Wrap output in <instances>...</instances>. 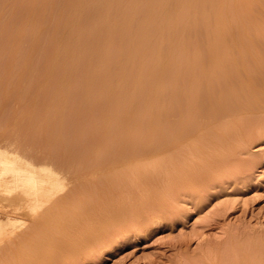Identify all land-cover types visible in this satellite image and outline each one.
<instances>
[{
    "label": "rangeland",
    "instance_id": "374dc122",
    "mask_svg": "<svg viewBox=\"0 0 264 264\" xmlns=\"http://www.w3.org/2000/svg\"><path fill=\"white\" fill-rule=\"evenodd\" d=\"M83 1L79 0L76 4V0H0V151L20 164L23 159L30 160L35 165L34 169H38L36 173L50 167L46 170L47 176L44 172L40 174L47 177V182L51 180L44 183V188H54L57 192L51 193L52 190L46 188L45 193H51L50 201L35 215L27 207H24L26 210L23 207L14 209V204L19 202L15 199L21 194L18 190L9 195L0 190V224L4 226L9 222L23 221L15 236L0 243V248L4 247L0 249V262L264 264V0H216L217 10L210 14L209 24L219 22L224 32L217 34L219 44L215 49L208 46L211 34L207 33L208 28L200 18L194 21L190 30L174 28L172 35L171 32H164L158 37L154 28L157 31L162 29L165 16L163 12L158 13L157 3L153 5L157 0H151L152 4L150 0H132L136 3L109 0L112 6L107 0ZM107 3L109 7L105 6H108ZM139 8L143 12H139ZM107 12L108 17H105ZM122 19L124 23L128 19L127 27ZM109 26H112L111 29ZM140 37L142 41H138ZM169 40L171 43L167 42ZM108 41L111 45L107 46ZM135 42H140L137 43L139 47L134 46ZM57 43L60 46L58 50ZM132 47L136 48V52ZM135 54L139 55V59ZM119 56L120 59L125 58L120 60ZM141 56L143 60H140ZM219 58L229 62L222 66L221 60L216 61ZM115 59L118 63L112 62ZM125 59L126 63L133 64L129 66L127 63L126 66L122 62ZM150 68L154 73L163 72L162 76L157 73V79H150ZM98 70L101 71L96 73ZM204 70L212 72L210 82L203 79ZM190 73L196 80L194 86L187 88L189 80L184 77V81L181 76ZM143 77L146 79L143 80ZM220 80L225 81V85L219 84V88L217 82L220 83ZM135 81L140 83V87L135 85ZM109 83L117 84V89ZM138 87L141 93L134 95ZM222 89L224 93L220 94ZM225 90L229 91V96ZM193 94L194 102L189 98ZM225 94L228 99L223 97ZM151 98L157 105H152V109L148 106ZM163 108L169 111L168 115L164 116L167 111L163 113ZM115 123L118 124L115 126ZM129 131L131 133L127 135ZM123 132H128V137L125 134L122 136ZM17 157L21 160L17 161ZM50 170H54V175ZM51 176L59 178L54 177L59 188L58 182H61L63 190L56 189ZM105 203H108L107 206ZM99 204L102 205L101 210ZM83 207L87 214L83 211L85 215H80ZM111 215L116 219L109 218ZM99 232V239L102 237L101 240L97 238L98 244L91 242V245L80 249L83 251L81 254L79 250H71L61 244L65 240L77 249L83 242L81 239H92ZM54 241L59 243L64 254L59 252L61 249ZM54 243L56 245L49 246ZM73 256H76L75 261Z\"/></svg>",
    "mask_w": 264,
    "mask_h": 264
},
{
    "label": "bare ground",
    "instance_id": "6f19581e",
    "mask_svg": "<svg viewBox=\"0 0 264 264\" xmlns=\"http://www.w3.org/2000/svg\"><path fill=\"white\" fill-rule=\"evenodd\" d=\"M77 1H79V0H76V4H77ZM81 1H83V0H81ZM85 1V0H84ZM83 1V2H84ZM87 1H90V0H87ZM92 1V0H91ZM115 1V0H114ZM130 1V0H129ZM132 1V0H131ZM137 1V0H136ZM136 1L135 2H133V3H136ZM141 1V0H140ZM86 2V1H85ZM107 2H109V0H107ZM128 2V1H127ZM46 3V2H45ZM75 3V2H74ZM91 3V2H90ZM148 3H149V1H148ZM147 3V4H148ZM150 3H151V0H150ZM155 3H157L156 5H155ZM30 4V3H29ZM73 4V3H72ZM82 4V3H81ZM86 4V3H85ZM84 4V5H85ZM108 4V3H107ZM109 4H110V2H109ZM109 4H108V6L107 5H105L106 7H109ZM130 4V3H129ZM152 4V3H151ZM215 4H216V0H157V1H155L154 3H153V5H155V6H157V11H158V13H160V12H163L164 13V16H165V23H164V25H163V27H162V29H160L159 31H157L155 28H154V30H155V34L158 36V37H160V36H162V34L164 33V32H171V34L170 33H168V34H170V35H172V32H173V30H174V28L176 29V28H182V29H184L185 31L186 30H190L192 27V24L193 23H195L194 21H196V19L198 18H200V19H202V21L204 22V24L206 25L205 27H207L208 28V32L207 33H210L211 35H210V40H208L209 41V43H208V46L209 47H212V46H214V49H215V47L217 46L218 47V42H217V40L218 39H216V37H217V34L218 33H222V32H224V27H222L223 25L222 24H220L219 22H214L212 25H210L209 24V18H211L210 17V14L211 13H213V11L214 10H217L216 8H215ZM32 5V4H31ZM61 5V4H60ZM83 5V4H82ZM81 5V6H82ZM93 5V4H92ZM111 5V4H110ZM128 5V4H127ZM140 5V4H139ZM43 6V5H42ZM72 6V5H71ZM75 6V5H74ZM86 7H87V4L85 5ZM103 6V5H102ZM112 6V5H111ZM121 6H123V5H121ZM126 6V5H125ZM124 6V7H125ZM133 7H134V4L132 5ZM146 6V5H145ZM31 7V6H30ZM76 7V6H75ZM74 7V8H75ZM1 8V7H0ZM42 8V7H41ZM112 8V7H111ZM142 8V7H141ZM32 9V8H31ZM85 9V8H84ZM106 9V8H105ZM121 9H124V8H120V10ZM127 9H129V8H127ZM133 9V8H132ZM134 9H135V7H134ZM137 9V8H136ZM59 10H61V9H59ZM125 10V9H124ZM130 10V9H129ZM129 10H127L128 12H129ZM139 10H140V8H139ZM144 10V9H143ZM148 10V9H147ZM155 10V9H154ZM153 10V11H154ZM32 11V10H31ZM31 11H29V12H31ZM34 11V10H33ZM43 11V10H42ZM69 11V10H68ZM126 11V10H125ZM142 10H140L139 12H141ZM26 12V11H25ZM93 12V11H92ZM91 12V13H92ZM108 12H110V11H108ZM108 12H107V16H105V17H108ZM136 12H138V11H136ZM143 12V11H142ZM146 12V11H145ZM148 12V11H147ZM66 13V12H65ZM89 13V12H88ZM113 13H114V11H113ZM112 13V14H113ZM124 13V12H123ZM154 13H155V11H154ZM58 14V13H57ZM73 14V13H72ZM71 14V15H72ZM105 14V13H104ZM116 14V13H115ZM121 14V13H120ZM119 14V15H120ZM129 14V13H128ZM133 14V13H132ZM136 14V13H135ZM66 15V14H65ZM74 15V14H73ZM110 15V14H109ZM124 16L126 15V14H123ZM137 15V14H136ZM138 15H139V13H138ZM212 15V14H211ZM57 16V15H56ZM86 16V15H85ZM121 16V15H120ZM128 16V15H127ZM24 17V16H23ZM66 17V16H65ZM84 17V16H83ZM89 17V16H88ZM133 17V16H132ZM50 18V17H49ZM48 18V19H49ZM86 18V17H85ZM84 18V19H85ZM118 18H119V16H118ZM121 18V17H120ZM129 18V17H128ZM134 18V17H133ZM117 19V18H116ZM128 19H126V22H128L127 21ZM132 20V19H131ZM93 21H95L94 19H93ZM109 21V20H108ZM115 21V20H114ZM117 21V20H116ZM122 23H124V20L122 19ZM32 22V21H31ZM51 22V21H50ZM121 22V21H120ZM125 22V23H126ZM129 22H130V20H129ZM199 22V21H198ZM55 23V22H54ZM96 23V22H95ZM99 23V22H98ZM102 23V22H101ZM100 23V24H101ZM112 23V22H111ZM124 23V24H125ZM202 23V22H201ZM114 24V23H113ZM119 24V23H118ZM118 24H117V26H118ZM140 24V23H139ZM227 24V23H226ZM108 25V24H107ZM115 25H116V23H115ZM131 25V24H130ZM199 25V24H198ZM228 25V24H227ZM52 26V25H51ZM104 26V25H103ZM121 26V25H120ZM120 26H119V28H120ZM204 26V25H203ZM221 26V27H220ZM232 26V25H231ZM53 27V26H52ZM94 27H95V25H94ZM111 27L112 26H109V28L111 29ZM125 27H127V23H126V26ZM131 28H132V26H130ZM134 27V26H133ZM149 27H152V26H149ZM149 27H147V28H149ZM199 27V26H198ZM59 28V27H58ZM103 28V27H102ZM106 28V27H105ZM196 28V27H195ZM94 29V28H93ZM92 29V30H93ZM95 29H96V27H95ZM104 29V28H103ZM109 29V30H110ZM122 29V28H121ZM128 29V28H127ZM204 30H206V28H203ZM242 29V28H241ZM98 30V29H97ZM99 30H100V28H99ZM119 30V29H118ZM149 30H150V28H149ZM148 30V31H149ZM202 30V29H201ZM203 30V31H204ZM112 31V30H111ZM120 31H122V30H120ZM143 31V30H142ZM145 31H147V30H145ZM194 31V30H193ZM199 31V30H198ZM240 31V30H239ZM96 32V31H95ZM100 32H102V30H100ZM115 32V31H114ZM191 33H192V30L190 31ZM195 32V31H194ZM110 33V35H111V32H109ZM121 33H123V31L121 32ZM154 33V32H153ZM187 33H188V31H187ZM200 33V32H199ZM199 33H197V34H199ZM203 33V32H202ZM226 33V32H225ZM230 33V32H229ZM228 33V34H229ZM10 34V33H9ZM56 34V33H55ZM91 34H93V33H91ZM117 34V33H116ZM115 34V35H116ZM123 34H125V33H123ZM139 34V33H138ZM143 34V33H142ZM94 35V34H93ZM92 35V36H93ZM127 35V34H126ZM125 35V36H126ZM134 35V34H133ZM141 35V34H140ZM189 35H191L192 37H193V35L192 34H190L189 33ZM195 35V34H194ZM200 35H202V34H200ZM209 35V34H208ZM226 35V34H225ZM31 36V35H30ZM100 36H101V34H100ZM144 36V35H143ZM148 36V35H147ZM150 36V35H149ZM157 36H156V38H157ZM55 37V36H54ZM110 37V36H109ZM134 37V36H133ZM142 37V36H141ZM138 38V41H140V39H141V41H142V38ZM164 37V36H163ZM207 37V36H206ZM219 37V36H218ZM13 38V37H12ZM99 38V37H98ZM129 38H132V36L131 37H129ZM128 38V39H129ZM147 38V37H146ZM155 38V37H154ZM166 38V37H165ZM191 38V37H190ZM189 38V39H190ZM201 38V37H200ZM205 38V37H204ZM208 38V37H207ZM9 39V38H8ZM51 39V38H50ZM55 39V38H54ZM95 39V38H94ZM101 39V38H100ZM99 39V40H100ZM110 39V38H109ZM147 39H150V40H153V39H151V38H147ZM160 39V38H159ZM164 39V38H163ZM168 39H170V36H169V38ZM105 40H108V39H105ZM131 40V39H130ZM133 40V39H132ZM134 40H135V38H134ZM157 40V39H156ZM188 40V39H187ZM194 40V39H193ZM92 41L94 42V40L92 39ZM92 41H90L91 42V44H92ZM96 41V40H95ZM112 41V40H111ZM110 41V42H111ZM127 41V40H126ZM125 41V42H126ZM136 41H137V39H136ZM162 41V40H161ZM219 41V40H218ZM34 42V41H33ZM97 42H98V40H97ZM106 42V41H105ZM129 42H131V41H129ZM133 42V41H132ZM131 42V43H132ZM152 42V41H151ZM167 42H169V43H171V41L169 40V41H167ZM189 42V41H188ZM193 42V41H192ZM204 42V41H203ZM51 43V42H50ZM49 43V44H50ZM95 43V42H94ZM99 43V42H98ZM120 43V42H119ZM124 43V42H123ZM136 44H134V46L135 47H139V45H137V43H140V42H135ZM160 43V42H159ZM218 43V44H217ZM48 44V43H47ZM55 44H56V42H55ZM101 44V43H100ZM106 44V43H105ZM116 44V43H115ZM145 44V43H144ZM152 44H154V42H152ZM195 44V43H194ZM193 44V45H194ZM202 44V43H201ZM224 44V43H223ZM38 45V44H37ZM57 45H58V43H57ZM63 45H64V43H63ZM98 45V44H97ZM104 45V44H103ZM108 45H111V44H109V41H108V44H107V46ZM123 45H125V43L123 44ZM191 45H192V43H191ZM204 45H207V44H204ZM222 45V44H221ZM33 46V45H32ZM68 46V45H67ZM99 46V45H98ZM104 46H106V45H104ZM113 46V45H112ZM121 46V45H120ZM57 47H59V48H56L57 50L58 49H60V46L58 45ZM81 47V46H80ZM92 47H95V46H92ZM91 47V49H93ZM110 47V46H109ZM114 47H116V46H114ZM118 47V46H117ZM129 47H130V44H129ZM134 47V48H135ZM140 47H142V45L140 46ZM144 47H145V45H144ZM222 47V46H221ZM51 48V47H50ZM53 48H55V47H53ZM104 48V47H103ZM111 48V47H110ZM119 48V47H118ZM122 48H123V46H122ZM133 47H132V49H134ZM198 48H199V46H198ZM63 49H64V47H63ZM86 49V48H85ZM95 49V48H94ZM93 49V50H94ZM125 49V48H124ZM124 49H123V51H124ZM142 49H143V47H142ZM151 49V48H150ZM213 49V48H212ZM81 50V49H80ZM89 50V49H88ZM98 50V49H97ZM99 50H100V48H99ZM107 50V49H106ZM113 50V49H112ZM115 50V49H114ZM119 50V49H118ZM117 50V51H118ZM126 50H127V48H126ZM129 50H130V48H129ZM128 50V51H129ZM136 50V48L134 49V51ZM140 50V49H139ZM152 50V49H151ZM151 50H148L149 52L151 51ZM54 51V50H53ZM53 51H51V52H53ZM92 51V50H91ZM122 51V52H123ZM133 51V52H134ZM145 51V49L143 50V52ZM147 51V52H148ZM222 51V50H221ZM44 52V51H43ZM56 52V51H55ZM55 52H54V54H55ZM63 52H64V50H63ZM100 52V51H99ZM103 52V51H102ZM119 52V51H118ZM121 52V53H122ZM133 52H131L130 51V54L131 53H133ZM136 52V51H135ZM139 52V51H138ZM101 53V52H100ZM124 53H126V52H124ZM209 53H211V52H209ZM214 53V52H213ZM23 54V53H22ZM57 54V53H56ZM55 54V55H56ZM58 54H59V51H58ZM63 54V53H62ZM95 54V53H94ZM97 54H98V51H97ZM106 54H109L108 52L106 53ZM116 54H117V52H116ZM128 54V53H127ZM134 54V53H133ZM146 54V53H145ZM144 54V55H145ZM150 54V53H149ZM46 55V54H45ZM61 55V54H60ZM110 55V54H109ZM118 55V54H117ZM120 55V54H119ZM122 55V54H121ZM140 55H141V51H140ZM143 55V56H144ZM199 55V54H198ZM57 56V55H56ZM116 56V55H115ZM135 56L138 58V56L135 54ZM24 57V56H23ZM44 57V56H43ZM108 57V56H107ZM122 57V56H121ZM127 57V56H126ZM217 57H218V54H217ZM262 57V56H261ZM47 58V57H46ZM60 58V57H59ZM115 58H117V57H115ZM122 58H125L124 56L122 57ZM120 59V56H119V59L120 60H123V59ZM146 58V57H145ZM150 58H151V56H150ZM149 58V59H150ZM221 58V57H220ZM218 59V60H216L217 62L219 61V60H221V59ZM223 58V57H222ZM228 58V57H227ZM57 59V58H56ZM102 59H105L103 56H102ZM112 59V58H111ZM139 59V58H138ZM142 59V56H141V58H140V60ZM229 59V58H228ZM58 60V59H57ZM128 60V59H127ZM134 60V64H135V59H133ZM133 60H131V61H133ZM143 60V59H142ZM51 61H53V60H50V62ZM111 61V60H110ZM257 61H258V59H257ZM261 61V60H260ZM49 62V63H50ZM101 62H103V64H104V62L105 61H101ZM107 62H108V60H107ZM107 62H105V63H107ZM112 62H116V63H118V60L116 61V59H115V61H112ZM112 62H110V64H108V66L109 65H111V63ZM122 62H125V64H126V66H127V63H128V61H127V63H126V59H125V61H122ZM139 62V61H138ZM137 62V63H138ZM199 62V61H198ZM215 62V61H214ZM227 62H229V60H227V59H223V60H221V62H220V64H223L222 66H224V63H227ZM259 62V61H258ZM264 62V61H263ZM34 63V62H33ZM48 63V62H47ZM53 63V62H52ZM120 63V62H119ZM132 62H130V63H128L129 64V66H131L130 64H131ZM172 62H170V64H171ZM200 63V62H199ZM15 64V63H14ZM39 64V63H38ZM59 64V63H58ZM103 64H101V65H103ZM121 64V63H120ZM120 64H119V66H120ZM133 64V63H132ZM257 64V63H256ZM50 65V64H49ZM100 65V66H101ZM123 65V64H122ZM215 65H216V63H215ZM214 65V66H215ZM225 65H227V64H225ZM228 65H229V63H228ZM261 65V64H260ZM48 66V65H47ZM97 66V65H96ZM116 66H118V65H116ZM125 66V65H124ZM133 66V65H132ZM219 66H221V65H219ZM221 66V68H223ZM264 66V65H263ZM19 67V66H18ZM101 67H104V66H101ZM121 67V66H120ZM134 67H135V65H134ZM217 68H218V70L219 69H221V68H219L218 66H216ZM215 67V68H216ZM226 67V66H225ZM225 67H224V70H225ZM229 67V66H228ZM46 68V67H45ZM109 68V67H108ZM132 68V67H131ZM131 68H129V69H131ZM256 68V67H255ZM264 68V67H263ZM21 69V68H20ZM30 69V68H29ZM49 69V68H48ZM74 69V68H73ZM97 69H98V67H97ZM118 69V68H117ZM116 69V70H117ZM122 69H123V67H122ZM122 69H120L119 68V70H122ZM126 69H127V67H126ZM126 69H124V70H126ZM134 69V68H133ZM149 69V67L146 69V70H148ZM206 69V68H205ZM212 69V68H211ZM226 69H229V68H227L226 67ZM261 69V68H260ZM24 70V69H23ZM95 70V69H94ZM115 70V73L118 71H116ZM162 70H164V69H161V71ZM213 70V69H212ZM211 70V71H212ZM262 70V69H261ZM56 71V70H55ZM64 71V70H63ZM66 71V70H65ZM75 71V70H74ZM101 70H98L96 73H98V72H100ZM107 71V70H106ZM159 71H160V69H159ZM188 71V70H187ZM190 71V70H189ZM199 71H200V69H199ZM249 71V70H248ZM248 71H247V73H248ZM263 71V70H262ZM90 72V71H89ZM95 72V71H94ZM110 72V71H109ZM123 72V71H122ZM131 72H132V70H131ZM149 72V71H148ZM155 71L152 69V68H150V79H152V78H156V76H158V74H160V72L158 73L157 71V73H154ZM191 72V71H190ZM195 72H196V70H195ZM194 72V73H195ZM201 72V71H200ZM214 72H215V70H214ZM222 72V71H221ZM230 72V71H229ZM70 73H71V71H70ZM119 73V72H118ZM128 73V72H127ZM147 73V72H146ZM146 73H144V75L146 74ZM163 73V72H162ZM161 73V74H162ZM185 73V72H184ZM217 73V72H216ZM223 73H225V72H223ZM226 73H227V71H226ZM231 73V72H230ZM257 73V72H256ZM264 73V72H263ZM64 75H66V73H63ZM93 74V73H92ZM103 74V73H102ZM120 74V73H119ZM126 74V73H125ZM132 74V73H131ZM131 74H128L129 76L131 75ZM134 74V73H133ZM142 74V73H141ZM140 74V75H141ZM148 74V73H147ZM157 74V75H156ZM160 74V75H161ZM171 74V73H170ZM219 74V73H218ZM218 74H216V75H218ZM250 74H252V72L250 73ZM68 75V74H67ZM109 75V74H108ZM122 75H123V73H122ZM164 75V74H163ZM215 75V76H216ZM261 75H263V74H261ZM57 76V75H56ZM101 76V75H100ZM117 76H120V75H117ZM124 76V75H123ZM129 76H128V81L130 80V78H129ZM135 75H133V77H134ZM141 76H143V75H141ZM141 76H140V79H139V81L141 80ZM162 76V75H161ZM168 76H169V74H168ZM168 76H166V77H168ZM198 76V75H197ZM219 76V75H218ZM231 76H232V74H231ZM264 76V75H263ZM10 77V76H9ZM61 77V76H60ZM64 77V76H63ZM63 77H62V79H63ZM88 77V76H87ZM91 77V76H90ZM93 77V76H92ZM102 77V76H101ZM114 77V76H113ZM121 77V76H120ZM137 77H138V75H137ZM144 77H146V76H144ZM144 77H143V80H145L144 79ZM170 77V76H169ZM168 77V78H169ZM171 77H172V75H171ZM187 78L188 80H189V82L187 81V83L186 82H184V83H186L187 84V88H189V87H191V86H194L193 84H194V80H196L195 79V77H194V75L193 74H189V75H186V74H183L182 76H181V79L182 80H184L185 78ZM201 77V76H200ZM199 77V78H200ZM202 77H203V79H205L206 80V82H208L209 80H210V78L212 77V72H210V71H203L202 72ZM214 77V76H213ZM220 77H221V75H220ZM218 78V79H221V78ZM224 77H226V76H224ZM224 77H222V78H224ZM229 77H230V74H229ZM13 78V77H12ZM66 78V77H65ZM69 78V77H68ZM105 78H107L106 77V75H105ZM115 78V80L117 79L116 78V76L114 77ZM127 78V77H126ZM158 78V77H157ZM156 78V79H157ZM227 78V77H226ZM254 78V77H253ZM259 78V77H258ZM28 79V78H27ZM36 79V78H35ZM52 79V78H51ZM71 79H72V77H71ZM74 79H77V78H74ZM95 79V78H94ZM103 79V78H102ZM120 79V78H119ZM118 79V80H119ZM123 78L121 77V80H122ZM135 79V78H134ZM164 79H166L165 78V76H164ZM172 79H174V78H170V80H172ZM214 79H216V78H214ZM249 80H250V78H248ZM63 80H65V79H63ZM99 80V79H98ZM112 80V79H111ZM127 80V79H126ZM136 80H138L137 78H136ZM168 80V79H167ZM221 80H223V79H221ZM220 80V81H221ZM253 80V79H252ZM30 81V80H29ZM62 81V80H61ZM92 81V80H91ZM103 81V80H102ZM101 81V82H102ZM117 81V80H116ZM132 81V80H131ZM185 81V80H184ZM197 81H199V80H197ZM215 81V80H214ZM98 82V81H97ZM114 82V81H113ZM136 83H135V85L136 86H139L138 85V83L139 82H137V81H135ZM167 82H169V81H167ZM210 82V81H209ZM218 82H219V80H218ZM217 82V87H219L220 88V85L219 84H221V85H225V84H223L225 81H221L220 83H218ZM253 83L255 82V80L254 81H252ZM96 83V82H95ZM100 83V82H99ZM107 83V82H106ZM112 83V82H111ZM111 83H109V86H115L116 87V89H117V84H111ZM115 83V82H114ZM121 83V82H120ZM125 83H126V81H125ZM124 83V84H125ZM129 83V82H128ZM145 83V82H144ZM158 83V82H157ZM157 83H155L156 84V86H157ZM174 83V82H173ZM183 83V82H182ZM197 83V82H196ZM199 83V82H198ZM204 83V82H203ZM212 83L213 84H215L213 81H212ZM262 83V82H261ZM12 84V83H11ZM54 84V83H53ZM58 84V83H57ZM59 84H60V81H59ZM140 84V83H139ZM172 84V83H171ZM251 84V83H250ZM259 84V83H258ZM134 84H133V86L136 88V86H135ZM182 85V84H181ZM261 85V84H260ZM99 86H100V84H99ZM125 86H126V84H125ZM128 86V85H127ZM156 86H154V87H156ZM170 86V85H169ZM214 86V85H213ZM114 87V88H115ZM129 87V86H128ZM140 87V86H139ZM139 87L136 89V90H138L139 89ZM172 87V86H171ZM176 87V86H175ZM184 87H185V85H184ZM215 88H217L216 87V85L214 86ZM252 87V86H251ZM257 87H258V85H257ZM120 88V87H119ZM133 88V87H132ZM173 88V87H172ZM204 88V87H203ZM203 88H202V90H203ZM206 88V87H205ZM208 89L210 88L209 86L207 87ZM222 88V87H221ZM256 88V87H255ZM128 89V88H127ZM142 89V88H141ZM154 89V88H153ZM182 89H184V88H182ZM197 88L195 87V90H196ZM232 89V88H231ZM48 90V89H47ZM115 90V89H114ZM120 90V89H119ZM123 90V89H122ZM130 90V89H129ZM158 90V89H157ZM156 90V91H157ZM187 90V89H186ZM233 90V89H232ZM256 90H258V89H256ZM143 91V90H142ZM175 91V90H174ZM200 91V90H199ZM206 91H207V89H206ZM211 91V90H210ZM210 91H209V93H210ZM213 91H215V90H213ZM226 91V93H227V95L229 96V91L227 92V90H225ZM48 92V91H47ZM99 92V91H98ZM131 92V91H130ZM193 92V90L191 91V93ZM195 92V91H194ZM212 92V91H211ZM216 92V91H215ZM224 93V89H222V91L220 92V94L221 93ZM51 93V92H50ZM103 93V92H102ZM118 93V92H117ZM129 93V92H128ZM133 93V92H132ZM131 93V94H132ZM138 93H141V90L139 91L138 90V92L137 93H135L134 95H137ZM155 95H156V93L155 92H153ZM201 93H202V91H201ZM232 93V92H231ZM119 94V93H118ZM131 94H130V96H131ZM175 94V93H174ZM185 94H187L186 92H185ZM213 94V93H212ZM211 94V95H212ZM55 95V94H54ZM99 95V94H98ZM104 95V94H103ZM133 95V94H132ZM134 95H133V97H134ZM155 95H153V96H155ZM189 95V94H188ZM238 95V94H237ZM256 95V94H255ZM88 96V95H87ZM118 96H120V95H118ZM129 96V97H130ZM158 96V95H157ZM200 96V95H199ZM203 96V95H202ZM226 97L227 98V96H226V94L225 95H223V97ZM231 97H232V94L230 95ZM243 96H245V95H243ZM63 97V96H62ZM85 97V96H84ZM126 97V96H125ZM128 97V96H127ZM137 97V96H136ZM177 97V96H176ZM175 97V98H176ZM205 97H207V96H205ZM212 97V96H211ZM220 97V96H219ZM88 98V97H87ZM98 98H100V97H98ZM154 98H156V96L154 97ZM184 98V97H183ZM188 98V97H187ZM186 97L184 98V99H187ZM190 101H192V102H194V100H195V97H194V94L193 95H190ZM200 98V97H199ZM217 98V97H216ZM237 98V97H236ZM118 99V98H117ZM122 99V98H121ZM120 99V100H121ZM130 99H131V97H130ZM170 99V98H169ZM181 99V98H180ZM223 99V98H222ZM228 99V98H227ZM233 99V98H232ZM235 99V98H234ZM241 99V98H240ZM85 100V99H84ZM177 100H178V98H177ZM189 100V99H188ZM197 100V99H196ZM218 100V99H217ZM169 101V100H168ZM175 101V100H174ZM219 101V100H218ZM223 101V100H222ZM231 101V100H230ZM234 101H238V100H234ZM157 102V101H156ZM172 102V101H171ZM227 101H225V103H226ZM88 103V102H87ZM100 103V102H99ZM118 103H119V101H118ZM158 103V102H157ZM173 103V102H172ZM175 104H177L176 103V101L174 102ZM101 104V103H100ZM161 104V103H160ZM170 104V103H169ZM187 104V103H186ZM227 104V103H226ZM229 104V103H228ZM233 104V103H232ZM125 105V104H124ZM150 105V109H152L153 107H152V105L153 106H155L154 105V103H153V98H151V100H150V102H149V104H148V106ZM168 105V104H167ZM172 106H173V104H171ZM170 105V106H171ZM192 105V104H191ZM194 105V104H193ZM192 105V106H193ZM113 106V105H112ZM157 106V105H156ZM155 106V107H156ZM190 106V105H189ZM196 106V105H195ZM89 107H90V105H89ZM174 107V106H173ZM177 107V106H176ZM232 107V106H231ZM80 108V107H79ZM118 108V107H117ZM178 108V107H177ZM180 108V107H179ZM187 108V107H186ZM234 108V107H233ZM85 109V108H84ZM88 109V108H87ZM94 109V108H93ZM98 109V108H97ZM112 109V108H111ZM127 109V108H126ZM157 109H158V107H157ZM156 109V110H157ZM159 109H162L161 107L159 108ZM164 109V108H163ZM166 109H167V107H166ZM174 109V108H173ZM82 110V109H81ZM154 110H155V108H154ZM169 110V109H168ZM177 110V109H176ZM189 110H191V109H189ZM197 110V109H196ZM164 111H167V110H163V113H164ZM87 112V111H86ZM168 112L169 111H167V113H165L164 114V116L167 114L168 115ZM90 113H91V110H90ZM162 113V112H161ZM171 113V112H170ZM82 114V113H81ZM163 115V114H162ZM163 116V117H164ZM163 119H165V118H163ZM123 120V119H122ZM167 120V119H166ZM103 121V120H102ZM101 121V122H102ZM107 122V121H106ZM119 122V121H118ZM123 122V121H122ZM161 122V121H160ZM86 123V122H85ZM103 123V122H102ZM105 123V122H104ZM112 123V122H111ZM111 123H110V125H111ZM113 123H114V121H113ZM154 123V122H153ZM162 123V122H161ZM169 123V122H168ZM64 124V123H63ZM82 124V123H81ZM91 124H92V122H91ZM118 124V123H117ZM116 123H115V126L117 125ZM192 124V123H191ZM84 125V124H83ZM82 125V126H83ZM168 125V124H167ZM166 125V127H168ZM104 126V125H103ZM121 126H122V124H121ZM154 126H155V124H154ZM189 126V125H188ZM76 127V126H75ZM79 127H81V125L79 126ZM84 127V126H83ZM123 127V126H122ZM156 127V126H155ZM154 127V128H155ZM186 127H187V125H186ZM76 128H78V127H76ZM102 128V127H101ZM189 128H191L190 126H189ZM79 129V128H78ZM78 129H77V132H78ZM84 129V128H83ZM91 129V128H90ZM159 129H161V128H159ZM167 129V128H166ZM172 129V128H171ZM116 130H118L117 128H116ZM107 131V130H106ZM123 131H125V125H124V130ZM127 131H128V128H127ZM160 131V130H159ZM166 131V130H165ZM76 132V133H77ZM161 132V131H160ZM108 133H110V132H108ZM126 133H128V132H126ZM126 133L125 132H123V134H122V136L125 134L126 135ZM131 133V131H129V133L127 134V135H129ZM111 134V133H110ZM113 134V133H112ZM126 135V136H127ZM134 135V134H133ZM139 135V134H138ZM141 135V134H140ZM139 135V136H140ZM80 137V136H79ZM114 137V136H113ZM128 137V136H127ZM130 137V136H129ZM133 137V136H132ZM141 137V136H140ZM117 138V137H116ZM137 138V137H136ZM139 138V137H138ZM118 139V138H117ZM130 139V138H129ZM132 139H134V138H132ZM124 140H126V138L124 139ZM124 140H123V142H124ZM128 140V139H127ZM126 140V141H127ZM121 141V140H120ZM114 142V141H113ZM122 142V141H121ZM120 143V142H119ZM118 143V144H119ZM125 143V142H124ZM67 145V144H66ZM114 145V144H113ZM116 146V145H115ZM123 146V145H122ZM124 146H126V145H124ZM64 147V146H63ZM112 147H114V146H112ZM117 148V147H116ZM126 148H127V146H126ZM114 149H115V147H114ZM121 149V148H120ZM120 151V150H119ZM120 153H121V151H120ZM7 155V154H6ZM5 155V153L4 152H2V151H0V190L2 191V193H4V194H11L13 191H15V190H18L19 192L18 193H21L19 196H18V198L16 197V199H15V201L17 202V199H18V201L19 202H17L16 204H14V205H16L15 207H14V209L15 208H17L18 209V207L20 208V207H27L29 210H30V212L31 213H34L35 215H36V211L38 210V209H41V207L43 206V205H46L49 201H50V198H51V196H50V194L51 193H54V194H56L57 192H56V190L54 191V188H53V186H52V188L53 189H50V188H48V187H46L47 189H50V191L52 190V191H54V192H52L51 191V193L49 192V194H47V193H45V191H47V189L46 188H44L45 186H44V183L45 182H47V177H44V175H46L47 173H46V170H49L50 169V167H48L47 169H45L46 167H44V171H43V169H41L42 170V172H38V173H36L37 171H38V169L35 167V169H34V166H33V164L32 163H30V160H29V162L26 160V161H24L25 159H23V161H21V164L18 162H16V161H14L13 159H11V157L9 158L8 157V155L6 156ZM100 158V157H99ZM69 159V158H68ZM17 161H19V160H21V158L18 160V157H17V159H16ZM98 161V160H97ZM45 162V161H44ZM92 162V161H91ZM72 163V162H71ZM94 163V162H93ZM70 164V163H69ZM45 166V165H44ZM83 166V165H82ZM40 167H42V166H40ZM72 168H74V167H72ZM37 169V170H36ZM40 169V168H39ZM55 170V169H54ZM54 170H52V171H54ZM51 171V170H50ZM51 171V172H52ZM44 172V175H41L40 173H43ZM51 172H49L48 171V173H51ZM194 172V171H193ZM53 173V172H52ZM108 173H109V171H108ZM103 174V173H102ZM101 174V175H102ZM43 176L45 179H43V177H41V176ZM49 175V174H48ZM53 175H54V173H53ZM55 175H57V173L55 174ZM47 176V175H46ZM53 179H54V177L53 176H51ZM50 177V178H51ZM101 177V176H100ZM110 177V176H109ZM48 178H49V176H48ZM107 178V177H106ZM189 178V177H188ZM55 179H59V178H56L55 177ZM54 179V181L53 182H55L56 180ZM46 180V181H45ZM62 180V179H61ZM86 180V179H85ZM84 180V181H85ZM102 180V179H101ZM111 180V179H110ZM109 180V181H110ZM189 180V179H188ZM188 180H186V181H188ZM100 181V180H99ZM50 182H51V180H50ZM50 182H47V183H50ZM78 182V181H77ZM105 182V181H104ZM103 182V183H104ZM179 182V181H178ZM58 183H60V188H61V182L59 181ZM64 183V182H63ZM85 183H87V182H85ZM101 183V182H100ZM100 183L98 184V185H100ZM106 183V182H105ZM182 183V182H181ZM76 184V183H75ZM109 184V183H108ZM112 184V183H111ZM54 185V184H53ZM55 185H57L56 184V182H55ZM59 185V184H58ZM57 185V187H56V189L57 188H59V186ZM78 185V184H77ZM89 185V184H88ZM110 185V184H109ZM104 186H105V184H104ZM51 187V186H50ZM81 187V186H80ZM110 187H111V185H110ZM59 188V189H60ZM63 188V187H62ZM61 188V189H62ZM82 188H83V186H82ZM99 188H100V186H99ZM98 188V190H100ZM64 189V188H63ZM62 189V190H63ZM109 189V188H108ZM114 189V188H113ZM75 190H76V188H75ZM88 190V189H87ZM0 191V192H1ZM58 191H60V190H58ZM70 191H72V190H70ZM84 191H86V190H84ZM89 191V190H88ZM87 191V192H88ZM56 192V193H55ZM92 192V191H91ZM112 192H113V190H112ZM68 193V192H67ZM89 193V192H88ZM63 194V193H62ZM95 194V193H94ZM53 195V194H52ZM88 195V194H87ZM91 195V194H90ZM5 196V195H4ZM56 196V195H55ZM61 196V195H60ZM99 196V195H98ZM100 196H102V195H100ZM7 197V196H6ZM11 197V196H10ZM89 197V196H88ZM9 198V197H8ZM69 198V197H68ZM90 198V197H89ZM3 199V198H2ZM93 199H95V198H93ZM100 199V198H99ZM105 199V198H104ZM53 200V199H52ZM69 200V199H68ZM74 200V199H73ZM109 200V199H108ZM4 201V200H3ZM8 201H9V199H8ZM7 201V202H8ZM14 201V200H13ZM100 201H101V199H100ZM106 201H107V199H106ZM105 201V202H106ZM111 201H113V200H111ZM5 202V201H4ZM10 202V201H9ZM8 202V203H9ZM87 202V201H86ZM86 202H84V203H86ZM92 202H94L95 203V201H92ZM91 202V203H92ZM102 202V201H101ZM104 202V201H103ZM146 202V201H145ZM98 203V202H97ZM113 203V202H112ZM111 203V204H112ZM146 203H148V202H146ZM146 203H144V204H146ZM88 204H89V202H88ZM93 204V203H92ZM102 204V203H101ZM106 204V203H105ZM108 204V203H107ZM107 204H106V206H107ZM110 204V205H111ZM149 204V203H148ZM10 205V204H9ZM12 205V204H11ZM57 205V204H56ZM59 205V204H58ZM110 205H109V207H110ZM13 206V205H12ZM71 206V205H70ZM88 206V205H87ZM91 206V205H90ZM100 206H102V205H100L99 204V207ZM142 206V205H141ZM11 207V206H10ZM93 207V206H92ZM96 207H98L97 205H96ZM148 207V206H147ZM22 208V209H23ZM23 209V210H26V209ZM74 208V207H73ZM80 208V207H79ZM86 208V207H85ZM88 209H90L89 207H87ZM110 208H113V206L112 207H110ZM118 208V207H117ZM21 209V208H20ZM70 209V208H69ZM82 209H84V207L83 208H81V212H80V210H79V212H80V215H81V213H82V215L84 214V212L83 211H85V210H82ZM94 209V208H93ZM99 209V208H98ZM102 208L100 207V210H101ZM106 209V211H107V208H105ZM134 209V208H133ZM146 209V208H145ZM43 210V209H42ZM55 210H57V209H55ZM91 210H92V208H91ZM109 211H111L110 209H108ZM142 210V209H141ZM14 211V210H13ZM15 211H18V210H15ZM28 211V210H27ZM89 211V210H88ZM112 211H113V209H112ZM29 212V211H28ZM29 212V213H30ZM66 212V211H65ZM68 212V211H67ZM71 212V211H70ZM87 211H85V213H86ZM90 213H92V212H94V211H89ZM88 212V213H89ZM98 212V211H97ZM96 212V213H97ZM101 212V211H100ZM116 212V211H115ZM114 212V213H115ZM120 212V211H119ZM122 212V211H121ZM31 213H30V215H31ZM54 213V212H53ZM89 213V214H90ZM95 213V214H96ZM106 213H108V212H106ZM111 213V212H110ZM117 213H118V211H117ZM42 214H44V212L42 213ZM73 214V213H72ZM71 214V215H72ZM79 214V213H78ZM87 214V213H86ZM119 214V213H118ZM118 214L116 215V216H118ZM46 215H48L47 213H46ZM57 215V214H56ZM61 215V214H60ZM74 215V214H73ZM77 215V214H76ZM85 215V214H84ZM98 215V214H97ZM109 215V214H108ZM120 215V214H119ZM57 216H59V215H57ZM79 216V215H78ZM88 216V215H87ZM86 216V217H87ZM104 216V215H103ZM107 216V215H106ZM48 217H50L49 215H48ZM68 217H69V214H68ZM90 217V216H89ZM110 217H112V215L111 216H109V218ZM80 218V217H79ZM107 218V217H106ZM115 217L113 216L112 217V220H115L114 219ZM35 219V218H34ZM38 219V218H37ZM54 219L55 218H53V222H55L54 221ZM71 219V218H70ZM72 219H74V218H72ZM84 219H86V218H84ZM88 219V218H87ZM43 220V219H42ZM59 220V219H58ZM110 220V219H109ZM61 221V220H60ZM75 221V220H74ZM100 221V220H99ZM106 221H107V219H106ZM118 221V220H117ZM116 221V222H117ZM121 221V220H120ZM124 221V220H123ZM129 221V220H128ZM23 222V221H22ZM21 221H20V223H13V222H9L7 225H1L0 224V243L2 242V241H4V240H6V239H9L10 240V238L12 237V235H14L15 234V231L17 230V228H20V225H21V223H22ZM32 222V221H31ZM58 222V221H57ZM76 222V221H75ZM81 222V221H80ZM113 222V221H112ZM115 222V221H114ZM59 223V222H58ZM77 223H78V225L80 224L78 221H77ZM76 223V224H77ZM83 223V222H82ZM121 223V222H120ZM37 224V223H36ZM89 224V223H88ZM115 224V223H114ZM73 225V224H72ZM84 225V224H83ZM102 225H103V223H102ZM112 225V224H111ZM110 225V226H111ZM116 226H117V224H115ZM62 226V225H61ZM65 226V225H64ZM121 226V225H120ZM37 227V226H36ZM63 227V226H62ZM69 227H70V225H69ZM75 226H73V228H74ZM77 227V226H76ZM93 227V229L95 228V226H92ZM97 227H99V226H97ZM103 227V226H102ZM105 227V226H104ZM112 227V226H111ZM26 228H28V227H26ZM31 228H32V226H31ZM45 228V227H44ZM43 228V229H44ZM56 228V227H55ZM64 228V227H63ZM78 228V227H77ZM76 228V229H77ZM89 228V227H88ZM107 226H106V230H107ZM110 228V227H109ZM62 229V228H61ZM76 229H75V231H76ZM79 229V228H78ZM114 229H117V228H114ZM113 229V230H114ZM66 230V229H65ZM69 230H70V228H69ZM96 230H98V229H96ZM109 231H112L111 229H108ZM18 231V230H17ZM45 231V230H44ZM71 231H72V229H71ZM78 231H80V230H78ZM88 231H89V229H88ZM95 231V230H94ZM98 231H100V230H98ZM30 232V231H29ZM36 232V231H35ZM46 232V231H45ZM102 232V231H101ZM114 232V231H113ZM32 233V232H31ZM72 233H74V232H72ZM77 232H75V234H76ZM86 233H88V232H86ZM95 233V232H94ZM96 233H98V232H96ZM23 234V233H22ZM25 234H26V232H25ZM29 234V233H28ZM43 234V233H42ZM50 234V233H49ZM55 234V233H54ZM54 234H53V236H54ZM81 234V236H82V233H80ZM89 234V233H88ZM91 234V233H90ZM89 234V235H90ZM101 234H103V233H101ZM109 234V233H108ZM117 234V233H116ZM20 235H21V233H20ZM41 235V234H40ZM62 235V234H61ZM68 235V234H67ZM72 235V234H71ZM86 235V234H85ZM96 235V234H95ZM98 235V236H97ZM96 235V237H93L92 239L91 238H88L89 240H86V241H84V239H81L83 242H82V244H81V246H79V247H77V249L75 248V247H72V245L70 244V242H67V241H65L64 239H62V240H64V242L63 243H61V244H64V246L66 247V248H70L71 250H79L80 251V249H82L83 247L84 248H86V245H88V244H90L91 242H94V241H99V240H101V237L102 236H100V239H99V235H100V232H99V234H97ZM104 235V234H103ZM111 235V234H110ZM15 236V235H14ZM39 236V235H38ZM37 236V238H40V237H38ZM34 237V236H33ZM64 237H65V235H64ZM73 237V236H72ZM13 238H15V237H13ZM22 238H24V237H22ZM29 238V237H28ZM36 238V239H37ZM45 237H43V239H44ZM53 238V237H52ZM55 238V237H54ZM62 238V237H61ZM83 238V237H82ZM99 240H98V239ZM17 239H19V238H17ZM16 239V241H18ZM47 239V238H46ZM55 239H57V238H55ZM67 239V238H66ZM109 239V238H108ZM22 240V239H21ZM52 239H50L49 241H51ZM69 240H70V238H69ZM78 240V239H77ZM80 240V241H81ZM37 241V240H36ZM61 241V240H60ZM79 241V240H78ZM97 241L96 242H94V243H97ZM31 242V241H30ZM40 242V241H39ZM52 242V241H51ZM55 242V241H54ZM103 242V241H102ZM3 243V242H2ZM7 243V242H6ZM12 243V242H11ZM14 243V242H13ZM12 243V244H13ZM32 243V242H31ZM50 243V242H49ZM56 243V242H55ZM49 244V246L50 245H56V244ZM100 243V242H99ZM22 244V243H21ZM41 244V243H40ZM79 244V245H80ZM98 244V243H97ZM107 244V243H106ZM1 245V244H0ZM15 245V244H14ZM20 245V244H19ZM57 245H59V243L57 244ZM91 245V244H90ZM95 245V244H94ZM100 245V244H99ZM105 245V244H104ZM28 246V245H27ZM62 246V245H61ZM7 247H8V245H7ZM15 247V246H14ZM26 247V246H25ZM46 246H44V248H45ZM54 247V246H53ZM52 247V248H53ZM59 247H60V245H59ZM64 247V248H65ZM88 247V246H87ZM92 246H90V248H91ZM2 248H4L3 247V245L1 246V248L0 249H2ZM10 248V247H9ZM29 248H31L30 246H29ZM57 248V247H56ZM25 249V248H24ZM38 249V248H37ZM43 249V248H42ZM54 249V248H53ZM60 251L59 252H61L63 249L60 247ZM70 249H68V250H70ZM92 249V248H91ZM5 250H6V248H5ZM7 250H8V248H7ZM10 250V249H9ZM34 250V249H33ZM44 250V249H43ZM46 250V249H45ZM67 250V249H66ZM84 250V249H83ZM90 250V249H89ZM2 250H0V252H1ZM11 251H13V250H11ZM25 251V250H24ZM48 251V250H47ZM46 251V252H47ZM54 251V250H53ZM82 251V250H81ZM81 251H80V254H81ZM14 252V251H13ZM51 252V251H50ZM76 252V251H75ZM83 252V251H82ZM4 253V252H3ZM3 253H2V255L1 256H3ZM12 253V252H11ZM45 253V252H44ZM54 253V252H53ZM62 254H64L63 252H61ZM70 253V252H69ZM69 253H67V254H69ZM73 253V252H72ZM78 253V252H77ZM15 254V253H14ZM29 254V253H28ZM27 254V255H28ZM36 254V253H35ZM52 254V253H51ZM56 254H59V253H56ZM75 254V253H74ZM8 255V254H7ZM23 255V254H22ZM21 255V256H22ZM18 256V255H17ZM40 256V255H39ZM68 256V255H67ZM82 256L84 257V255L82 254ZM81 256V257H82ZM38 257V256H37ZM47 257H48V255H47ZM64 258H65V255L63 256ZM76 257V256H75ZM75 257L73 256V259H74V261H75ZM39 258H41V257H39ZM39 258L37 259V260H39ZM45 258V257H44ZM68 258V257H67ZM85 258V257H84ZM4 259V258H3ZM25 259V258H24ZM36 259V258H35ZM49 259V258H48ZM63 259V258H62ZM61 259V260H62ZM71 259V258H70ZM69 259V260H70ZM82 259V258H81ZM88 259V258H87ZM16 260V259H15ZM14 260V261H15ZM27 260H29V259H27ZM55 260V262H56V259H54ZM68 260V259H67ZM2 261V260H1ZM42 261V260H41ZM40 261V262H41ZM52 261V260H51ZM64 261V260H63ZM78 261V260H77ZM22 262V261H21ZM27 263H28V261H26ZM31 262V261H30ZM35 262V261H34ZM50 262V261H49ZM66 262H68V261H66ZM71 262V261H70ZM73 262V261H72ZM80 262V261H79ZM7 263V262H6ZM44 263H45V261H44ZM44 263H42V264H44ZM54 263V262H53ZM77 263V262H76ZM0 264H2L1 262H0ZM19 264V263H18ZM22 264V263H21ZM33 264V263H32ZM36 264V263H35ZM38 264V263H37ZM59 264V263H58ZM75 264V263H74ZM78 264V263H77Z\"/></svg>",
    "mask_w": 264,
    "mask_h": 264
}]
</instances>
